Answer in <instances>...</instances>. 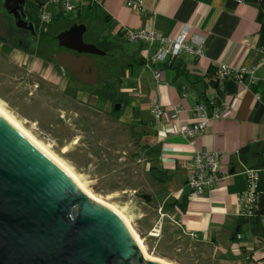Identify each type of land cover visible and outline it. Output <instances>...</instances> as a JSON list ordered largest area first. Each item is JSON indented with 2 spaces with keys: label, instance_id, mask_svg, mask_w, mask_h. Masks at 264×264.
Returning a JSON list of instances; mask_svg holds the SVG:
<instances>
[{
  "label": "crops",
  "instance_id": "obj_1",
  "mask_svg": "<svg viewBox=\"0 0 264 264\" xmlns=\"http://www.w3.org/2000/svg\"><path fill=\"white\" fill-rule=\"evenodd\" d=\"M2 1L4 5L5 0ZM41 2L42 11L50 12L52 20L62 16L67 18L68 13L51 0ZM143 2L145 11L140 12L128 7L124 0H74L77 6L74 11L76 18L81 20L88 5L98 4L101 13L112 20V35L119 31L125 34L124 37L117 34V39L113 37L114 46L120 49L121 43L136 44L135 49H128L118 59L124 66L117 88L118 97L123 100L121 109L131 112L127 121L141 130L137 136L144 142L140 154L146 161L148 176L163 188L176 186V190L168 191L163 197L161 218L155 227L161 224L163 231L162 219L170 217L176 230L180 231L178 239L198 262L204 255L211 264H264V226L254 222L240 224L239 201L240 195L247 190L245 171L257 163L254 154L264 155V112L260 121L253 119L257 103H264V49L259 45V5L250 1L233 4L229 0ZM79 19L78 23H85ZM186 24L191 26L192 33L205 38L204 56L196 58L183 53L173 62L153 65L161 71L158 82L153 68L147 66L146 58L153 56L159 43L130 42L125 36L132 31L154 30L163 37L172 38ZM0 46L2 48L1 43ZM14 52L19 53L10 50V54ZM29 59L32 63L34 57ZM137 59L144 63L135 62ZM221 64L232 69H254L252 76L257 82L252 84L251 76H247L244 83L231 76L224 79L221 117L212 119L193 144L190 138L179 133L180 125L195 122L198 119L196 106L216 95L207 74L211 67ZM38 69L51 70V66L45 64ZM153 99L167 110L168 115L173 114L175 106L183 111L179 118H167L158 127L150 107ZM147 113L151 119L142 117ZM146 146L157 148L159 152H151ZM244 147L249 149L242 155L240 150ZM195 148L221 154L224 179L216 188L190 199L188 178ZM166 203L168 206L165 207ZM164 208L165 212H162ZM203 248H208L209 254H204Z\"/></svg>",
  "mask_w": 264,
  "mask_h": 264
},
{
  "label": "rangeland",
  "instance_id": "obj_2",
  "mask_svg": "<svg viewBox=\"0 0 264 264\" xmlns=\"http://www.w3.org/2000/svg\"><path fill=\"white\" fill-rule=\"evenodd\" d=\"M1 2L0 34L6 36L12 28L8 34L20 37L24 32L14 29L13 18ZM67 13V19H76V11ZM110 29L111 26L93 20L88 23L84 39L96 44L100 33ZM135 47L136 44L121 43L116 58L121 59L123 52ZM8 49L0 46V106L66 164L87 191L126 217L148 254L171 264H211L204 255L199 262L194 259L178 239L180 231L170 217L162 219L161 236H150L161 218L163 197L176 186H165L166 189L153 183L140 154L144 142L137 133L141 130L127 121L131 112L124 108L114 114L113 100L99 91V81L105 79L118 85L116 76L121 75L122 62L112 69L109 61L56 45L54 58L60 67L55 65L39 72L35 57L30 63L29 56L10 54ZM142 117L151 119L148 113ZM208 251L202 249L204 254Z\"/></svg>",
  "mask_w": 264,
  "mask_h": 264
},
{
  "label": "water",
  "instance_id": "obj_3",
  "mask_svg": "<svg viewBox=\"0 0 264 264\" xmlns=\"http://www.w3.org/2000/svg\"><path fill=\"white\" fill-rule=\"evenodd\" d=\"M28 0H5L18 29L37 33ZM85 23L58 36L60 47L105 56L86 42ZM122 104L115 106L120 110ZM0 264H163L145 258L118 214L96 202L0 116Z\"/></svg>",
  "mask_w": 264,
  "mask_h": 264
},
{
  "label": "built area",
  "instance_id": "obj_4",
  "mask_svg": "<svg viewBox=\"0 0 264 264\" xmlns=\"http://www.w3.org/2000/svg\"><path fill=\"white\" fill-rule=\"evenodd\" d=\"M97 1V0H93ZM126 5L134 10L145 11L143 0H124ZM234 4H241L247 0H229ZM54 5L60 6L63 12H72L77 9L74 0H51ZM53 19V15L47 10H43L39 15L41 26H47ZM127 39L130 42H143L153 45L159 43L158 49L152 57L146 58L148 67L153 68L155 79L160 82L161 71L153 65L157 63L173 62L183 53L190 54L196 58L204 56L205 38L199 34L192 33L191 26L186 24L182 27L179 34L172 38L163 37L154 30L132 31L127 34ZM254 69L241 67L232 69L226 64H221L219 69V78L224 80L228 77H234L240 83H244L247 76H251V83H256L257 80L252 76ZM257 98L260 100V96ZM151 112L154 116V121L159 127L165 119H177L183 111L181 107H173V114L168 115L167 110L157 102L152 100ZM198 119L195 122H182L179 128V133L190 138L194 144V139L202 134L208 123L212 119L221 117L220 105H217L214 97L204 103L198 104L195 108ZM247 179V190L240 195L239 201L241 206V216L251 217L253 209L260 199V171L254 168H247L245 171ZM224 179L222 171L221 154L218 151L205 149H194L192 157V167L188 178V186L191 189L190 199L202 195L205 190L216 188ZM164 216V214H162ZM264 226V216L262 218ZM162 225L154 227L150 232V236L159 237L161 235Z\"/></svg>",
  "mask_w": 264,
  "mask_h": 264
},
{
  "label": "trees",
  "instance_id": "obj_5",
  "mask_svg": "<svg viewBox=\"0 0 264 264\" xmlns=\"http://www.w3.org/2000/svg\"><path fill=\"white\" fill-rule=\"evenodd\" d=\"M253 3H257L259 5V10H260V14H259V22H260V31H259V45L260 47H262L264 49V0H247ZM33 2V9L35 11V13H37V15H39L40 12H42V2L41 0H32ZM234 4V3H233ZM77 19H67L65 17H60L59 19H55L52 20L47 26L45 30H42L40 33L38 32V38L40 39L38 44L40 45V49L42 51H39L38 54L40 56H44V55H49L52 56L55 52H57L56 50V45L59 48H63L59 46L58 43V39L57 36L65 31L66 29H68L72 24L77 22ZM83 20H85V23L88 26V23H92L93 20L95 21H100L103 22L105 25H109L112 27V20L110 18V16L106 15V14H102L101 10L99 8V5L96 3H91L90 5H88L87 7V13L85 15V19L84 17L82 18ZM36 24V27L39 28V18L36 19V21H33ZM110 31L108 32H101L99 37L97 38L96 45L104 50L106 52L105 56H97L99 57V60H106L109 61L112 69L118 66L119 60L118 58H116V50L118 47L114 46L115 44L113 43V37L114 39H117V34H120V36L124 37L125 34H121V31H119L116 35H112V32ZM127 38V36H125ZM125 38H123L124 41ZM121 47V46H119ZM66 49V48H65ZM44 50V51H43ZM95 56V55H93ZM135 62H143L142 59L140 60H135ZM144 63V62H143ZM123 65L121 66V71H123ZM219 67H211L210 70L208 71L207 76L210 78L209 83L211 84V86L216 90V95L214 96L217 105H220L221 102V98L223 97V91H222V81L219 78ZM117 78V83L119 84L121 81V76H116ZM74 78L72 77L71 80H73ZM99 83H101V90L102 91V95L107 98V99H112L114 102V106H113V110L112 112L116 115L120 114V112L122 111V109L120 110H116L115 106L118 103H123V100L121 98L118 97V95H116V90L118 88V85L115 86V84L113 85V83L110 80H102L99 81ZM94 94V93H93ZM97 98L98 95L94 94ZM209 100V97L206 98L205 101ZM264 112V103L263 102H258L256 105V109L253 115V119L255 121H260L262 114ZM146 149L151 150V152H159V149L157 148H151L149 146H146ZM249 147H244L240 150V153L243 155L245 153H247ZM254 157L257 158V163L254 166V168L258 169L260 171V190H261V195H260V199L259 202L257 203V205L254 207L253 209V216L251 217H246V216H241L240 219V224L241 223H247V222H254L257 224H261L262 225V218L264 216V155L263 154H259V153H255ZM168 206V204H165V207Z\"/></svg>",
  "mask_w": 264,
  "mask_h": 264
},
{
  "label": "flooded vegetation",
  "instance_id": "obj_6",
  "mask_svg": "<svg viewBox=\"0 0 264 264\" xmlns=\"http://www.w3.org/2000/svg\"><path fill=\"white\" fill-rule=\"evenodd\" d=\"M25 13L28 15V21L29 22H33L34 20L36 21L37 18H39V15H37V13H35L34 9H33V2L32 0H28L27 2V8L25 9ZM7 14L13 18V27L16 30H20L22 32H24L22 35H20V37L15 38L12 37V35L8 34V32H12V28H9L7 31V35L3 36L0 34V43L2 44V48H6L8 47V50H16L18 51L22 56L27 57L29 56V58L35 57V59L37 60V62L39 63L38 66H42L45 64H48L49 66H52L54 68V66H58V63L55 61V54L56 52L52 55H44V56H40L38 54L39 51H42L40 49V45L38 44L39 42V38L37 37L38 32L40 33L42 30L46 29V26H41L40 22H39V28H37V33L35 35H33V33L31 31H28L26 29H18L15 26L16 23V19L14 18V16L12 14H10L7 11ZM44 51V50H43ZM9 55V54H7ZM38 71L40 72V70L38 69Z\"/></svg>",
  "mask_w": 264,
  "mask_h": 264
},
{
  "label": "bare ground",
  "instance_id": "obj_7",
  "mask_svg": "<svg viewBox=\"0 0 264 264\" xmlns=\"http://www.w3.org/2000/svg\"><path fill=\"white\" fill-rule=\"evenodd\" d=\"M0 116L3 117L8 123H10L18 132L22 133L49 160H51L60 169H62L74 181V183H76L82 190H84L91 198H93L94 200H97L100 203L106 205L107 207L112 209L116 214H118L119 217L121 218V220L126 225V227L131 232V234L134 237V239L137 242V244H139V246L141 247L142 251L145 253V256H146L145 258L150 259V260L159 261V262H162L163 264H171V263H169L167 261H164L163 259L151 256L150 254H148L143 241L138 236L137 232L132 228V226L129 223L128 219H126V217H124L114 206L106 203L103 200H100L99 198H96L89 191H87V189L84 187V184L79 180V178L73 173V171L66 164H64L59 158H57L42 142L37 140L27 129H25L22 126V124L19 121H17L14 117H12L1 106H0Z\"/></svg>",
  "mask_w": 264,
  "mask_h": 264
}]
</instances>
